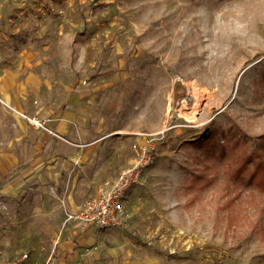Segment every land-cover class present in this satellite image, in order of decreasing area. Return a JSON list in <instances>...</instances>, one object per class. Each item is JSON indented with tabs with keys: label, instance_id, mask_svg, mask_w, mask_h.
<instances>
[{
	"label": "rangeland",
	"instance_id": "374dc122",
	"mask_svg": "<svg viewBox=\"0 0 264 264\" xmlns=\"http://www.w3.org/2000/svg\"><path fill=\"white\" fill-rule=\"evenodd\" d=\"M0 66L37 108L77 90L115 176L153 139L90 264H264V192L232 176L264 154V0H0Z\"/></svg>",
	"mask_w": 264,
	"mask_h": 264
},
{
	"label": "crops",
	"instance_id": "0c3cea01",
	"mask_svg": "<svg viewBox=\"0 0 264 264\" xmlns=\"http://www.w3.org/2000/svg\"><path fill=\"white\" fill-rule=\"evenodd\" d=\"M7 72L0 66L4 100L17 111L47 119L57 135L34 129L0 105V201L6 206H0V261L25 253L23 264H90L85 244L102 230L68 216L117 176L99 140L105 135L89 132L88 118L83 124L78 119L77 90L69 92L65 108L47 100L37 108L27 100L39 98L43 86L31 89V80L8 83Z\"/></svg>",
	"mask_w": 264,
	"mask_h": 264
},
{
	"label": "built area",
	"instance_id": "2783aa9c",
	"mask_svg": "<svg viewBox=\"0 0 264 264\" xmlns=\"http://www.w3.org/2000/svg\"><path fill=\"white\" fill-rule=\"evenodd\" d=\"M10 109L13 114L34 129L53 136L57 135L49 127L47 119ZM152 141V138L147 139L135 163L121 169L113 181L100 184L95 195L87 198L80 210L69 215L68 219L77 220L83 225H95L99 230L127 227L130 216L125 208L126 193L138 183L142 169L154 161L155 148ZM0 206L3 210L6 209L4 201H0ZM27 259L28 255L24 253L12 259L0 261V264H23Z\"/></svg>",
	"mask_w": 264,
	"mask_h": 264
},
{
	"label": "trees",
	"instance_id": "16d2710c",
	"mask_svg": "<svg viewBox=\"0 0 264 264\" xmlns=\"http://www.w3.org/2000/svg\"><path fill=\"white\" fill-rule=\"evenodd\" d=\"M104 6L101 3L91 5V13L95 14ZM259 149L261 148L241 156L238 162L239 166L233 170L232 176L245 175L247 177L246 183L255 185L264 192V154L259 152Z\"/></svg>",
	"mask_w": 264,
	"mask_h": 264
}]
</instances>
